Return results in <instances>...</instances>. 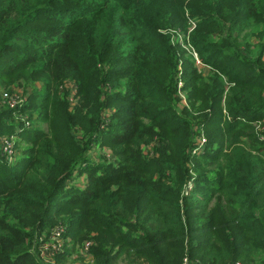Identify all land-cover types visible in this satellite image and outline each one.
Masks as SVG:
<instances>
[{
	"label": "trees",
	"instance_id": "16d2710c",
	"mask_svg": "<svg viewBox=\"0 0 264 264\" xmlns=\"http://www.w3.org/2000/svg\"><path fill=\"white\" fill-rule=\"evenodd\" d=\"M186 8L0 0V91L28 97L0 105V136L25 143L12 165L0 156V264H41L39 238L60 222L63 239L92 242L93 264H264V0ZM95 145L110 162L87 156Z\"/></svg>",
	"mask_w": 264,
	"mask_h": 264
},
{
	"label": "rangeland",
	"instance_id": "374dc122",
	"mask_svg": "<svg viewBox=\"0 0 264 264\" xmlns=\"http://www.w3.org/2000/svg\"><path fill=\"white\" fill-rule=\"evenodd\" d=\"M183 2V6L184 8H186V6L188 5L190 0H181ZM187 9V8H186ZM186 17H188V12H186L185 14ZM187 28L188 33L192 30H194L195 28V21L188 18L187 21ZM167 31L165 32L166 34L169 33L172 36V41L173 44L177 45L179 44L181 47V49L186 50L187 52L189 51V48L187 47V45H185V41L183 39L184 33L181 32L179 30V28H167ZM186 39V38H185ZM255 41L252 39L250 44L255 45ZM189 53V52H188ZM195 57V56H194ZM197 65V64H196ZM198 68V72L203 76V75H207L210 71L209 67L206 66H200L197 65ZM181 84V82H179V85ZM64 87L60 89V92L63 93L65 91L68 92L66 99L69 102V111H72L73 107L77 104V98H76V92H77V86L75 85V83L73 81H65L64 82ZM36 86L40 89L41 85L39 83L36 84ZM179 97L182 100L181 106H185V93H179ZM28 97L26 95V93L24 92V90L21 87H15L12 86V88L10 89V91H0V105L1 106H5L6 108L13 110V109H22L23 106L26 104L25 102L27 101ZM34 117V116H33ZM12 121H14V123L20 124L22 123L24 127L25 124H29L28 127H30L32 125V122L29 120L28 118V113L26 112H15L13 113L12 116ZM43 129H46V126L43 125L42 126ZM198 147L197 150L202 151L203 148L205 147V143L206 140L205 138L202 136L200 138L197 139ZM154 145V144H153ZM153 145L150 146L149 148L144 149V152H146V154H153ZM25 147V143L21 142V139L17 137V135H13V136H6V135H1L0 136V156L3 158L2 160H4L5 162H11V165L14 163V160L18 157L22 156V151L23 148ZM87 156L89 158H91L93 160V162L95 163H101V162H110L109 159H111L112 153L110 152V149L108 147H100L99 145H95L92 150H90L87 153ZM73 183L77 184L79 186H83L84 183H86V179L85 176H81V177H77L75 176L73 179ZM72 182L70 183L71 185L73 184ZM61 224V222H60ZM62 225V224H61ZM62 230H64L65 234V227L61 228ZM61 230H59V235L61 234ZM48 231H43L42 232V236H48L49 234H47ZM58 235H54V233H51L50 235V239L49 242H53L56 243V239ZM61 245L63 244V241L60 240ZM59 243V244H60ZM45 250H47V253H50L49 249H48V245H46ZM64 249H68V248H64ZM84 252L83 249L80 250V254H82ZM82 258V256H81ZM69 264H84L83 262H81L79 259L76 258V255L73 256V258L71 260H69L68 262ZM62 264V263H59ZM87 264V263H85ZM118 264H124L123 262L118 263Z\"/></svg>",
	"mask_w": 264,
	"mask_h": 264
},
{
	"label": "built area",
	"instance_id": "2783aa9c",
	"mask_svg": "<svg viewBox=\"0 0 264 264\" xmlns=\"http://www.w3.org/2000/svg\"><path fill=\"white\" fill-rule=\"evenodd\" d=\"M191 32V31H190ZM195 56V55H194ZM198 64V61H196ZM28 123V122H27ZM25 124V128H29V124ZM12 161L7 162L8 164L11 165ZM65 227L63 224L61 225L60 223H57V225H55L52 229H50V231L47 233L49 234L48 236H40L39 238V242L40 245L37 247L36 250H34V253L36 255V257L39 259L41 264H69V260H71L73 258L74 255H76V258L79 259L81 262H83L84 264H93L94 263V258L92 257V255L90 254V247L92 245L91 241L86 240V242H84L82 245H74V243L72 241H70V239H63V233L64 230H62L61 228ZM66 229V227H65ZM59 230H61V234L59 235ZM66 232V231H65ZM51 233H54V235H58L57 239H56V243L53 242H49L50 239V235ZM60 240L63 241V244L61 245ZM60 243V244H59ZM48 245V249L50 251V253H47L45 250V246ZM64 248H68L70 249V253L68 254V256H65L66 251L68 249H64ZM83 249L84 252L82 254H80V250ZM60 255H64V261H57L55 259L56 256H60ZM82 256V258H81ZM183 264H188L187 260H184ZM238 264V263H237Z\"/></svg>",
	"mask_w": 264,
	"mask_h": 264
}]
</instances>
